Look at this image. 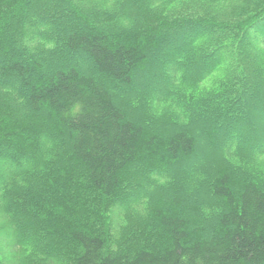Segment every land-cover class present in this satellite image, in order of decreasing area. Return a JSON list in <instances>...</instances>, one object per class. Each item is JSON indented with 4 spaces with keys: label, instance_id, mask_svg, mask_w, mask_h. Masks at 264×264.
Returning a JSON list of instances; mask_svg holds the SVG:
<instances>
[{
    "label": "trees",
    "instance_id": "1",
    "mask_svg": "<svg viewBox=\"0 0 264 264\" xmlns=\"http://www.w3.org/2000/svg\"><path fill=\"white\" fill-rule=\"evenodd\" d=\"M217 1L0 0V160L32 153L0 177L14 255L264 264V0ZM134 204L114 244L100 209Z\"/></svg>",
    "mask_w": 264,
    "mask_h": 264
},
{
    "label": "rangeland",
    "instance_id": "2",
    "mask_svg": "<svg viewBox=\"0 0 264 264\" xmlns=\"http://www.w3.org/2000/svg\"><path fill=\"white\" fill-rule=\"evenodd\" d=\"M44 3L49 5V0H43ZM235 0H223V1H217L215 5L217 7H220L224 4H228L229 2H233ZM19 46H15L13 49L14 51L17 50ZM221 75V72H218L216 75H213L212 77L206 79L205 81L202 82V86H209L211 82L217 78L218 76ZM155 82L153 81H146L145 82V87L143 90L144 92H154L157 89V85H153ZM138 89V88H137ZM15 121L17 120L18 122H24V124H29L30 122H36L33 118H25L24 119H14ZM37 125L40 126V129L43 131H52V127L46 124L43 121H40ZM39 142L43 141V135L39 133L38 137ZM25 147H28V145H25ZM206 149V148H205ZM29 155H32L29 150H27L26 156L23 159H20L17 162H11L6 159L0 160V177H3L5 173H7L9 170L14 171L16 168H20L21 170H27L26 163H30V157ZM34 156H37L34 154ZM210 155H207L205 158L197 157L196 161L198 165L203 166L206 158H208ZM11 180L17 181L18 179L15 177H12ZM81 193L82 196V202L84 203H91L93 202L94 198L93 196L95 195L94 190L88 189L87 185L81 186ZM138 189L133 190L132 196L137 195ZM86 198L85 201L83 199ZM1 201V200H0ZM3 201V200H2ZM116 206H113L112 208H103L100 209V214H103L104 217L107 218V231L110 235V238L114 244H116L119 240H122V238L129 234L131 232V229L133 230L134 223L137 220V218L142 217L144 219H147V217L150 214V211L147 209H144L143 206L138 207L136 204L134 205H129L128 208L125 207H118L115 208ZM4 206L3 202L0 203V262L1 264H42L41 259L39 258H33L29 260V254L26 252H23L22 250L18 253H15V255L7 248L6 242H8L11 237V231L10 228L8 227V221L7 217L4 212ZM128 209V212L126 211ZM136 211L138 214L135 215ZM152 221V217H151ZM132 227V228H131ZM44 264V263H43Z\"/></svg>",
    "mask_w": 264,
    "mask_h": 264
}]
</instances>
